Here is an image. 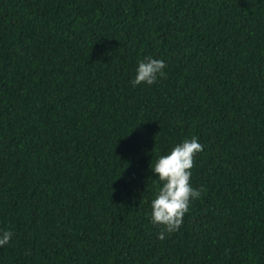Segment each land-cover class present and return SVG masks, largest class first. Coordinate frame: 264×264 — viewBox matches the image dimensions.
Returning a JSON list of instances; mask_svg holds the SVG:
<instances>
[{"label":"trees","instance_id":"16d2710c","mask_svg":"<svg viewBox=\"0 0 264 264\" xmlns=\"http://www.w3.org/2000/svg\"><path fill=\"white\" fill-rule=\"evenodd\" d=\"M193 136L161 241L152 167ZM4 231L0 264H264V0H0Z\"/></svg>","mask_w":264,"mask_h":264},{"label":"clouds","instance_id":"9594fccd","mask_svg":"<svg viewBox=\"0 0 264 264\" xmlns=\"http://www.w3.org/2000/svg\"><path fill=\"white\" fill-rule=\"evenodd\" d=\"M165 67L161 59L146 57L139 60L131 81L133 87L142 83L154 84L158 76L165 77ZM202 151L203 145L193 136L176 144L168 154L160 155L152 167L160 186L151 201V222L162 227L157 237L161 241L166 239L165 233L179 230L191 201L201 196V190L192 186L191 177L196 155ZM12 237L11 231L0 233V246L8 244Z\"/></svg>","mask_w":264,"mask_h":264}]
</instances>
